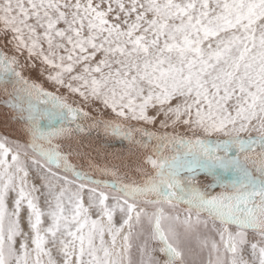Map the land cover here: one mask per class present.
Here are the masks:
<instances>
[{"label": "snow or ice", "instance_id": "1", "mask_svg": "<svg viewBox=\"0 0 264 264\" xmlns=\"http://www.w3.org/2000/svg\"><path fill=\"white\" fill-rule=\"evenodd\" d=\"M0 107V264H264V0H0Z\"/></svg>", "mask_w": 264, "mask_h": 264}, {"label": "bare ground", "instance_id": "2", "mask_svg": "<svg viewBox=\"0 0 264 264\" xmlns=\"http://www.w3.org/2000/svg\"><path fill=\"white\" fill-rule=\"evenodd\" d=\"M4 112L3 107H0V114ZM3 126V120L0 118V131H4ZM12 129H9L11 131ZM105 140H108V142L111 144V148L106 149L110 153H116L120 154L125 147V145H122L119 139H108L104 136L102 132H97V130L93 129L91 134L86 136L83 140V144L81 146V151H91L93 147H99L101 146ZM121 144V145H120ZM105 150V149H101ZM95 155V153H93ZM99 159V158H98ZM116 162V161H114ZM201 180H203V177H200ZM214 191H219V189H215Z\"/></svg>", "mask_w": 264, "mask_h": 264}, {"label": "rangeland", "instance_id": "3", "mask_svg": "<svg viewBox=\"0 0 264 264\" xmlns=\"http://www.w3.org/2000/svg\"><path fill=\"white\" fill-rule=\"evenodd\" d=\"M121 145V144H120Z\"/></svg>", "mask_w": 264, "mask_h": 264}]
</instances>
